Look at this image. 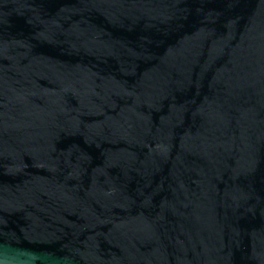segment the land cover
<instances>
[{
  "label": "water",
  "instance_id": "95a60500",
  "mask_svg": "<svg viewBox=\"0 0 264 264\" xmlns=\"http://www.w3.org/2000/svg\"><path fill=\"white\" fill-rule=\"evenodd\" d=\"M0 264H264V0H0Z\"/></svg>",
  "mask_w": 264,
  "mask_h": 264
}]
</instances>
